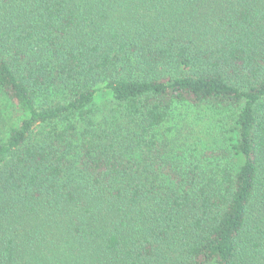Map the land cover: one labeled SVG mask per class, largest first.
<instances>
[{
    "label": "trees",
    "instance_id": "obj_1",
    "mask_svg": "<svg viewBox=\"0 0 264 264\" xmlns=\"http://www.w3.org/2000/svg\"><path fill=\"white\" fill-rule=\"evenodd\" d=\"M1 100L0 264H264V0H0Z\"/></svg>",
    "mask_w": 264,
    "mask_h": 264
},
{
    "label": "rangeland",
    "instance_id": "obj_2",
    "mask_svg": "<svg viewBox=\"0 0 264 264\" xmlns=\"http://www.w3.org/2000/svg\"><path fill=\"white\" fill-rule=\"evenodd\" d=\"M110 99L111 97L106 90L101 89L97 92L94 102L97 108L95 120L102 121V119L105 118L104 116L110 114L107 111V109L112 107V104L109 103ZM5 103L6 101L1 100L0 105L4 106ZM7 110L8 111L4 112V115H7L11 119V123L18 124L19 121L25 117V115L17 113V111L15 112L12 108H8ZM189 110L185 124L180 123L176 118L170 119L167 124L158 130L160 135H164L163 138L167 137L168 139H171L174 136V133L183 127V133L186 134L187 132L190 136L194 135L188 143L190 148L194 147V149L201 150V153L198 154H202L205 151H211L212 149L215 150L222 145V142H225L226 138H230V134H227L229 127H224L222 123H218L217 115L213 116L209 109L201 108ZM165 131H167V133H164ZM181 139L184 140L183 137Z\"/></svg>",
    "mask_w": 264,
    "mask_h": 264
}]
</instances>
